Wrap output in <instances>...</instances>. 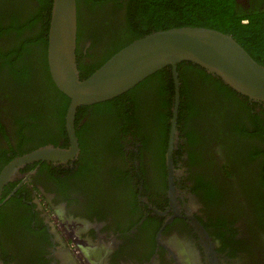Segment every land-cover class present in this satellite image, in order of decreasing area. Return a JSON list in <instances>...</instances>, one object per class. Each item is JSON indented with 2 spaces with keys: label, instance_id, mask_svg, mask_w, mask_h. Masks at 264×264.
<instances>
[{
  "label": "flooded vegetation",
  "instance_id": "flooded-vegetation-1",
  "mask_svg": "<svg viewBox=\"0 0 264 264\" xmlns=\"http://www.w3.org/2000/svg\"><path fill=\"white\" fill-rule=\"evenodd\" d=\"M236 1L246 11L256 5L264 8V0ZM47 2L0 0V62L40 72L31 64V50L33 58L43 63V57L47 66ZM137 5L134 0L77 2L79 74V64L82 75H89L140 34L160 28H143L135 21L134 13L142 12ZM5 68L2 72L8 73ZM186 68L192 97L201 108L197 104V111L182 117L180 127L185 130L175 135L174 186L182 192L177 212L169 199L166 164L172 107L170 119L165 113L161 124L146 117L155 108L146 110L148 98L159 104L158 84L152 79L144 92L117 100L122 107L102 103L76 112V158L14 166L0 191V264H264V158L247 156L264 144V105L235 92L218 93L222 86L233 90L214 76L195 79L194 71ZM7 77L6 84H0V174L33 150L69 145L67 107L63 128H58L44 96L28 94L32 78L21 76L18 94L14 76ZM121 99H130V104L127 100L123 106ZM134 106L139 124L108 122L121 109L135 113ZM155 111L157 119L165 110ZM187 131L190 134L181 138ZM152 138L160 153L148 148ZM249 177L254 178L251 184L242 180ZM205 189L212 195L205 196ZM187 214L202 225L214 259Z\"/></svg>",
  "mask_w": 264,
  "mask_h": 264
},
{
  "label": "water",
  "instance_id": "water-1",
  "mask_svg": "<svg viewBox=\"0 0 264 264\" xmlns=\"http://www.w3.org/2000/svg\"><path fill=\"white\" fill-rule=\"evenodd\" d=\"M77 29V1L52 0L47 33V68L56 88L69 99L65 114L69 145L67 148L44 146L15 159L0 174V191L15 165L40 160L66 162L76 158L79 147L74 120L79 107L116 98L154 73L169 69L173 79V102L166 164L169 199L176 213L182 193L177 192L174 186L176 169L173 162L181 104L178 65L198 66L235 93L263 105L264 66L232 35L211 27L185 25L154 30L137 37L117 50L91 74L81 77L76 59ZM185 217L203 234L208 242L206 246L209 245L208 254L214 259L213 247L202 225L193 215L187 214Z\"/></svg>",
  "mask_w": 264,
  "mask_h": 264
},
{
  "label": "trees",
  "instance_id": "trees-1",
  "mask_svg": "<svg viewBox=\"0 0 264 264\" xmlns=\"http://www.w3.org/2000/svg\"><path fill=\"white\" fill-rule=\"evenodd\" d=\"M78 4L80 3V0H76ZM95 2H100L101 0H94ZM138 5V10L142 11L141 13L138 12L136 15L134 13V19L135 21L141 23V26L143 28H146L150 26L151 24L157 25V27H160L159 29H166L170 27H178V26H185V25H191V26H205V27H211L218 29L220 31L226 32L230 35H232L253 57L255 60H257L259 63L264 65V8H260L259 6H255L253 9L250 8L249 10H245L242 5L238 4L236 0H134ZM51 4L52 0H48L47 5L49 6L48 10V17H47V25L49 23V15L51 10ZM45 19V15L40 16ZM246 19H249L247 22ZM34 18L29 20V27L31 23L34 22ZM246 20V22H244ZM151 30L146 31L139 36H142L143 34L149 33ZM80 35V32H77V36ZM138 36V37H139ZM95 43V42H93ZM124 45V44H123ZM122 45V46H123ZM19 48V47H17ZM22 49V48H21ZM120 49V48H119ZM15 50V49H14ZM30 52V59L31 64H34L37 68L36 70L40 69V72L33 71L32 69L27 68L26 66L21 69H13L9 68L7 66V60L4 59L3 62H0L2 69L5 68L8 70V73H11L15 80H16V87H17V93L21 91V87L19 84L20 78L23 74H26L27 76L32 78V83L37 89V91H34V86H26L30 87L29 95L33 96L36 94H42L44 96L45 103H49L47 105V112L52 114V111H54L53 115L55 116V126H59L58 128H63V116L66 110V107L68 106L69 99L61 92L59 91L54 83L52 82L47 66L45 67L43 63L46 64L45 59L42 57L40 60L43 61V63H38L36 58L34 57V53L31 50H28ZM20 53V52H19ZM18 53V54H19ZM17 57V56H16ZM15 60V59H14ZM37 64V65H36ZM101 65V64H99ZM186 67H189L194 71L195 79L201 80V77H204L206 79L212 78V75L209 73H206L203 69H201L198 66H192L191 64H180L178 65V71H179V78L181 81V104L179 107L180 113H179V120H178V129L181 131V133L185 130L184 127H180V120L182 117L186 116V114L191 111H197L198 105L199 109L201 108V105L198 104L195 101V96L192 97V85H191V78L188 76L187 71L188 69ZM46 70H45V69ZM79 68L81 69L80 76L86 77L84 74L82 75V70H84V67L82 65ZM181 68H185L181 70ZM0 74V84L2 82L3 84H6V79L8 78V73L2 72ZM44 70V71H43ZM33 71V72H32ZM29 72V73H28ZM88 76V75H87ZM167 78V79H166ZM152 79L155 80V83L158 84V87L156 86L155 95L158 97L159 104L155 102V100L152 98H148V101L146 102V110L155 107L160 108L162 107L165 111L161 118L156 119V111L155 108H153L146 117L150 119V122L154 123L157 122L159 124L162 123L165 113H167V117L170 119V107H172L173 102V82L172 77L170 76L169 69H163L160 70L153 75L147 77L142 82H140L136 87L132 88L127 93L123 94L121 97L118 96L116 98L99 102L93 105L89 106H96L97 104H111L112 102H117L122 97H127L134 95V93H138V90H143L144 87L147 85L148 82H153ZM164 79V80H162ZM216 80L215 78H213ZM9 80V78H8ZM35 80V81H34ZM226 86V85H225ZM223 87V86H222ZM218 87L216 90L218 93L223 94H231L234 91H226L224 88ZM154 95V96H155ZM233 96V95H232ZM128 101L130 99H127ZM127 100H120L123 104V106L126 105ZM149 100L152 101L149 102ZM132 101V100H131ZM119 104V103H118ZM130 104V101H129ZM135 103H131L133 106ZM198 104V105H197ZM120 105V104H119ZM89 106H82L78 108L77 112L83 111L85 108H88ZM99 106V105H97ZM121 106V105H120ZM122 107V106H121ZM218 107V106H217ZM135 110V113L132 112L130 115L127 111L121 109L119 111V114H116V117H111L108 122L110 121H121L123 123H131V122H137L138 118L135 119V115H137L136 111L138 109L137 106L133 107ZM219 109V107H218ZM145 110V111H146ZM78 113V114H79ZM199 113V111H198ZM52 115V116H53ZM168 121V119H166ZM137 124H139L137 122ZM115 124L113 125L115 127ZM167 128L169 127V122L166 124ZM165 130V135L163 136L162 143L166 142L167 138V131ZM188 134H190L189 131L184 133L181 138L186 137ZM177 137H180L178 134ZM190 140V139H185ZM154 143H149L148 148H152L151 150L155 152L160 153V148L153 140ZM166 144V143H165ZM165 149V146L162 148V150ZM196 151H191V154H194ZM254 154H248V158H255L253 155H262L264 158V144L261 146V148H258ZM80 161V160H79ZM263 164V170L262 175L264 177V162ZM261 164V166H262ZM84 162L79 163V168L83 169ZM78 176L81 175V171H76ZM82 175H85L84 173ZM87 170H86V176L83 178L87 180ZM90 176H93V174H90ZM254 178H247L242 179L249 184H251V181ZM241 180V181H242ZM206 185H211L210 182L205 181ZM212 192L209 189H205V196H211ZM207 198V197H206ZM262 209H264V199L262 203Z\"/></svg>",
  "mask_w": 264,
  "mask_h": 264
}]
</instances>
